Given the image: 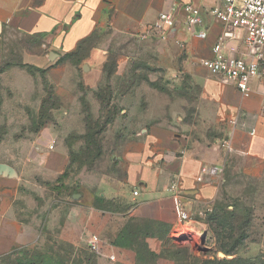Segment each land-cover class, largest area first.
<instances>
[{"label":"rangeland","instance_id":"rangeland-1","mask_svg":"<svg viewBox=\"0 0 264 264\" xmlns=\"http://www.w3.org/2000/svg\"><path fill=\"white\" fill-rule=\"evenodd\" d=\"M111 47L105 65L117 69L108 79L85 62L70 65L79 58L62 55L51 60L50 54L57 52L37 37L10 29L2 32L0 210L11 208L26 220L68 208L104 175L120 176L125 155L140 152L152 127L160 125L176 145L177 158L192 149L194 154L224 158L223 173L200 183L210 192L193 198L187 211L199 228L186 227L168 241L171 251L184 253L178 264H264V154L256 158L218 150L234 130L249 137V129L255 127L248 128L247 122L254 125L256 115L241 109L244 99L209 75L198 57L190 59V72L183 52L175 62L173 53L161 54L146 40L114 38ZM85 49L77 57L85 56ZM252 100L262 109L263 92ZM238 114H243V128L232 125ZM54 153L63 157L62 166L53 161ZM38 155L47 158L41 162ZM115 159L123 165L117 167ZM46 161L49 169L60 168L51 173ZM54 237L47 236L40 246L13 249L0 256V264H95L99 250L86 252L55 242ZM239 240L242 245L233 252H222V246Z\"/></svg>","mask_w":264,"mask_h":264},{"label":"crops","instance_id":"crops-1","mask_svg":"<svg viewBox=\"0 0 264 264\" xmlns=\"http://www.w3.org/2000/svg\"><path fill=\"white\" fill-rule=\"evenodd\" d=\"M190 1L200 10L207 32L205 41H199L185 32L184 15L181 11L176 15L175 29L165 40L149 35L144 39L148 43H155L156 50L161 54L173 53L170 57L175 62H178V52L181 55L183 52L189 71L191 58L210 57V49L222 31V26L208 13L209 9L220 5V0ZM172 2L173 0H0V35L5 29H10L25 36L37 37L42 40L45 48L56 51L57 57L73 54L84 41L93 39L88 53L80 62L70 65L80 66L85 62L87 66L103 71L106 56L112 48V39H140V36L149 33V27L157 14L168 11ZM232 44L241 49L239 41ZM83 68L87 69L84 65ZM196 82L201 84L200 79H196ZM229 90L240 100L235 90ZM255 91L251 98L244 99V104L243 101L240 102L241 109H249V114L256 115L254 125L252 121L247 122L248 128L255 127L256 136L249 138L234 130L230 141L227 140L222 144V149H218L219 153L238 152L256 158L264 154V116L258 101L252 100L256 94H264V88L255 87ZM168 134L160 125L152 127L144 148L138 153L125 155V168L119 172L120 176L104 175L101 181L92 185L94 189L84 196L83 193L78 195L74 203L68 204L65 210L61 208L56 209L53 214H35L26 220L17 218L11 208L0 210V256L16 248L28 249L42 244L52 234H55V242L70 244L90 252L87 241L94 235L98 237L99 246L98 253H94L95 264H140L133 237H139L151 253L160 255L164 250V239L175 240L174 234L186 232V227L197 230L199 227L194 222H180L179 209L181 207L187 212L193 198H200L210 192V187L200 185L196 178L203 167H222L224 158L194 154L193 149L185 150L184 155L177 158L176 145L171 144ZM51 157L62 166L60 162L64 159L60 154L54 153ZM38 158L44 162L47 157L38 155ZM112 161L117 167L122 164L120 159ZM47 162V171L51 173L60 168L54 166L49 169ZM175 181L177 192L172 188ZM134 191L137 196L133 195ZM155 264L172 262L159 258Z\"/></svg>","mask_w":264,"mask_h":264},{"label":"built area","instance_id":"built-area-1","mask_svg":"<svg viewBox=\"0 0 264 264\" xmlns=\"http://www.w3.org/2000/svg\"><path fill=\"white\" fill-rule=\"evenodd\" d=\"M179 11L184 15L185 32L199 41H205L207 32L200 10L190 0H173L170 9L158 13L149 27V33L140 36V39L144 40L149 35L165 40L175 29ZM208 13L222 26V31L210 49V57L200 59V65L209 75L218 78L223 87L235 90L242 99H249L256 92L255 87L264 88V0H220V5L209 9ZM236 41L240 42L241 49L232 44ZM232 125L245 127L243 114H238ZM248 135L255 137L256 129H249ZM49 148L52 149L53 145ZM222 173V167H203L196 182L202 183ZM172 188L178 191L177 181ZM133 195L137 196V192L134 191ZM179 220L190 223L188 213L181 207ZM87 249L91 253L99 250L97 236L89 237Z\"/></svg>","mask_w":264,"mask_h":264},{"label":"trees","instance_id":"trees-1","mask_svg":"<svg viewBox=\"0 0 264 264\" xmlns=\"http://www.w3.org/2000/svg\"><path fill=\"white\" fill-rule=\"evenodd\" d=\"M92 42H93V39L84 41L82 43V45L76 50V52H74L73 54H70L69 56L76 57L77 59L79 58V61L78 62H80V60L84 56L83 57L82 56H78L77 57V55L80 54V53H82V51L84 50V47H86L85 50L88 53V49H89L88 47L91 45ZM107 68H108V66L105 65L104 68H103V71L106 74V76H108V79H109V78H111V76H113L115 74L117 67L115 65V69H113V70H108L110 68H108V69ZM162 238H164V237H162ZM133 240L135 242L136 251H137V254H138V262L140 264H155L156 261L159 258L168 259V260L174 262V264H178L179 261L182 260V259H180V255L183 253L182 250L171 251V249L169 248L170 245L168 243V241H170L169 239H164V244H163L164 250L160 253V255H155L154 253H151L148 250L146 244L142 240H139V237H133ZM242 242L243 241H240L239 240L237 242H234L233 246H228V247L227 246H222L221 250H222V252L225 255H227V254L233 252L235 246L242 245ZM188 255H189V252L188 251H187V253L185 252V257L188 256ZM183 256H184V253H183ZM193 259H195V258H193V256L190 257V260H193ZM182 261H184V260H182ZM185 261H187V260H185ZM204 264H207V263H204ZM215 264H239V263H238L237 260H232V261L221 260V261H216ZM240 264H243V263H240Z\"/></svg>","mask_w":264,"mask_h":264},{"label":"water","instance_id":"water-1","mask_svg":"<svg viewBox=\"0 0 264 264\" xmlns=\"http://www.w3.org/2000/svg\"><path fill=\"white\" fill-rule=\"evenodd\" d=\"M54 57H56V55H54V54H50V59H51V60H53V59H54ZM203 239H205V237H204ZM220 256H222V257H223V255H222V254H220Z\"/></svg>","mask_w":264,"mask_h":264}]
</instances>
